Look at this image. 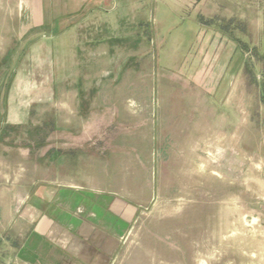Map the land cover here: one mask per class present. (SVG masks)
I'll list each match as a JSON object with an SVG mask.
<instances>
[{"label":"crops","instance_id":"obj_1","mask_svg":"<svg viewBox=\"0 0 264 264\" xmlns=\"http://www.w3.org/2000/svg\"><path fill=\"white\" fill-rule=\"evenodd\" d=\"M111 1L0 0V58H9L14 52L0 69V90L8 84L5 122L12 131L7 136H15L18 130L28 136L24 128L33 120L45 121L47 109H55L58 120L57 162L49 157L48 137L52 147L55 140L48 132L44 134L47 149L42 151V164H31L29 171L21 164L9 163V150L0 143L3 264L118 263L126 231L115 228L113 217L133 218L157 197L151 189L158 134L154 120H167L176 109L172 99L156 95L163 86L172 88L178 82L167 71L161 82L120 83L117 74L132 71L130 58L136 56L114 50L112 28L99 35ZM222 32L216 29L207 34L201 50L192 51L183 64L187 76L183 83L191 82L200 91L198 97L186 99L184 108L198 129L196 140L187 144L185 164H210L205 92L242 110L236 90L242 88L243 54ZM129 33H133L131 29ZM55 50L60 72L71 73L75 70L68 67L79 69L84 64L90 68L85 78L79 81L59 75L54 86L49 74ZM67 56L75 57L74 64L67 63ZM144 69L142 65L141 71ZM105 111H113L119 123ZM104 119L116 121L120 127L114 136L120 138L121 152L103 153L105 148L100 151L94 145ZM213 137L221 140L219 151L241 152L235 135L219 132ZM26 153L29 158L32 152Z\"/></svg>","mask_w":264,"mask_h":264},{"label":"rangeland","instance_id":"obj_2","mask_svg":"<svg viewBox=\"0 0 264 264\" xmlns=\"http://www.w3.org/2000/svg\"><path fill=\"white\" fill-rule=\"evenodd\" d=\"M107 9L108 18L99 25V35L112 28L114 50L136 56L130 58L132 71L117 74L120 83L161 82L167 71L178 82L172 88L163 86L156 95L172 99L176 109L167 120H154L158 134L151 189L157 197L133 218L113 217L115 228L126 231L115 264H264V0H112ZM216 29H222L243 54L242 88L236 90L242 110L205 92L209 100L210 164H185L187 144L196 140L198 129L184 108L186 99L198 97L200 91L191 82L183 83L187 77L183 64L192 51L201 50L206 35ZM13 53L0 58V69ZM141 53L144 57L138 58ZM58 57L55 50L49 74L54 86L59 75L79 81L85 78L90 68L80 64L79 69L74 65L67 68H74V72H60ZM81 59L84 61V56ZM72 61L74 64L75 57L67 56V63ZM142 65L145 69L141 71ZM7 85L0 90V143L9 150L6 160L28 171L31 164H42L41 154L47 149L44 134L48 132L55 140L52 147L48 137L49 157L57 162L55 109L46 110L45 121L29 123L24 128L28 136L21 130L7 136L12 131L5 122ZM105 112L119 123L113 111ZM110 121L104 119L94 140V145L100 151L105 148L103 153L108 154L122 151L120 138L114 136L120 127ZM219 132L235 135L241 152L219 151L221 140L218 143L213 137ZM27 150L32 152L29 158Z\"/></svg>","mask_w":264,"mask_h":264}]
</instances>
